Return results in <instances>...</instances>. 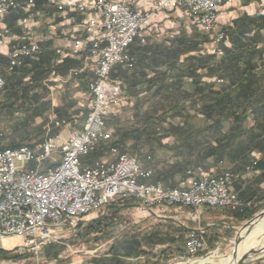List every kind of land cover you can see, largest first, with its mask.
<instances>
[{
  "label": "built area",
  "instance_id": "1",
  "mask_svg": "<svg viewBox=\"0 0 264 264\" xmlns=\"http://www.w3.org/2000/svg\"><path fill=\"white\" fill-rule=\"evenodd\" d=\"M228 0H146L145 8L133 9L129 0H91L79 11L92 18L84 30L88 39L75 41L72 55L89 53L94 65L95 80L90 85L91 100L82 129L51 135L48 129L44 142L34 148L22 146L0 150V250L11 245L6 240L19 239L20 254L40 256L42 249L55 242L58 233L76 231L89 214L105 209L121 199H134L138 212H150L159 206L193 210H241L243 203L233 190L235 174L225 169L219 175H198L186 171L187 179L179 188H167L154 181L155 172L143 168L135 158L112 147L108 160L85 166L82 159L101 143L113 140L106 121L119 105L123 87L111 79L116 66H134L130 47L138 40L146 43V29L160 14L181 10L202 33H211L222 7ZM32 4V2H30ZM18 8L16 0H0V41L9 33L2 29L5 18ZM59 9H62L59 7ZM224 38L220 34L216 43ZM40 52L35 43L15 46L8 54V69L13 71L24 58ZM60 53V52H58ZM5 81L0 72V93ZM61 124L56 123L59 127ZM61 157L56 159L55 156ZM50 160L52 167L42 168ZM28 165H32L30 168ZM247 175L253 172L246 168ZM194 222L198 216L191 214ZM186 256H196L205 248L199 232L189 231ZM10 250V249H9Z\"/></svg>",
  "mask_w": 264,
  "mask_h": 264
},
{
  "label": "trees",
  "instance_id": "2",
  "mask_svg": "<svg viewBox=\"0 0 264 264\" xmlns=\"http://www.w3.org/2000/svg\"><path fill=\"white\" fill-rule=\"evenodd\" d=\"M256 29L264 30V16L244 17L236 21L233 26L224 28L222 33L229 46H222L224 54L220 58L213 54L201 55L203 45L211 40L208 36H203L204 40L201 41L197 30H192L191 33L182 32L170 41L169 46L155 48L156 51L153 50L151 55L152 61L155 60L153 69L158 66L156 64L158 55L163 61L165 71L158 72L159 75L149 79L148 83L150 85L156 79L169 81L154 95L155 98L159 97L164 101L162 106L167 108V111L156 118L144 114L142 123L145 127L132 131L131 137L139 138L150 124L164 122L169 112L174 115L183 114V109L188 102L198 105L200 101H204L205 104L198 112L204 119V126L183 142L187 149L185 152L187 163L184 167L191 166L194 169L207 170L206 165L210 162L212 165L227 163L235 174L241 175L245 167L255 161V156L260 155L257 164L252 162L249 166H252L253 171L261 173L255 179L257 185L264 183V75L259 74L260 71L264 72V49L259 47L261 41ZM51 61L49 58H41L38 61L26 62L10 73L7 71V66L5 70L1 69L5 87L0 93V108L3 111L10 110L12 115L11 113L16 112L15 102L10 101L13 97L18 101L20 95L28 97L36 93L38 88L46 91L44 82H48L56 74H66L69 69L77 67L75 64L66 63L54 67ZM89 77L87 74L84 78ZM213 78H221L223 84L217 88L215 83L208 82ZM19 86H22L23 92L19 90ZM4 94L8 100L4 99L2 102L1 97ZM35 97H37L36 94ZM55 114L60 121H71L65 119L67 115L65 108L56 109ZM41 130L45 133L43 129ZM173 130L180 132L181 135L185 128L180 126L174 127ZM59 132L60 128L54 126L51 135ZM123 144L124 142L117 136L115 141L100 144L94 152L82 159V163L92 164L100 159L105 151H109L112 147L122 148ZM10 145L12 146L0 145V150L28 146L18 145L14 141ZM194 150L196 151L193 154ZM174 167L181 169L179 163ZM160 180L158 177L157 181ZM245 184L242 182V186L237 185L236 190L239 191L241 200L246 201L243 203H250L251 206L226 212V215L238 225L251 221L256 214L264 210V190L257 188L255 191H248L249 188H245L242 191L241 188ZM135 205L134 199H121L109 204L107 206L109 213L83 229L77 238L82 243H87L93 240L90 239L91 236L108 235L110 231L120 226L119 223H123L124 220L116 223L124 218L121 212ZM256 205L259 206L256 207ZM124 222V225L128 223L127 220ZM80 228L81 226L78 230H81ZM185 233L175 227L161 225L148 232L140 231L132 232V234L126 232L115 236L108 253L92 258L91 263L139 264L138 261L142 260V264H160V261L177 259L183 256L184 251L176 243H182ZM208 242L210 244L211 240L209 239ZM157 243L164 247L158 255L154 253V245ZM46 249L49 253L52 246ZM7 254L10 252L0 250V260H8ZM59 254L56 253L55 257L58 258Z\"/></svg>",
  "mask_w": 264,
  "mask_h": 264
},
{
  "label": "rangeland",
  "instance_id": "3",
  "mask_svg": "<svg viewBox=\"0 0 264 264\" xmlns=\"http://www.w3.org/2000/svg\"><path fill=\"white\" fill-rule=\"evenodd\" d=\"M155 19H153L151 23ZM192 28L191 30H197V35L199 36V39L201 41L204 40V38H202L203 36H208L211 40V42L203 45L204 48L201 51V55L213 54L217 58L223 56L224 49L222 48V46L227 41L225 40V35L222 41L216 43L217 37L220 34H223L222 31L215 32L213 29L211 33L207 34L202 33L199 27H197L196 25H194ZM146 45L147 37L146 43L141 46L145 47ZM24 59L21 62L20 66H18L17 68H20L25 64ZM7 71L9 73L13 72L9 71L8 65ZM208 82L215 83L217 88L223 84L221 78H213V80H208ZM43 86L49 87V82H44ZM68 86L69 84H64L66 90L62 94V96H59V93H57L58 90H53V87L50 86V90L46 89V91H44L42 90V88H38V90H36V93L34 92L28 97H26L25 95H20V100L18 101L15 100V97H13V99L10 101L15 102L16 112L11 113L12 115H10V110L3 111L0 108V145L11 147L12 145L10 144L12 143V141H14V143L18 145H28V147L34 148L35 145L42 143V141L47 137V130L49 129L51 133L52 128L54 126V124H51V120L54 119L52 104L53 102L57 103L58 101L59 104L60 101H63V105L66 103V101L71 104L74 103L75 107L73 111H75V113H81L80 118H75L73 122H65L66 124H64L63 127H59L60 132H62L63 136H66L68 132L79 130L83 124V117L84 114L87 113V108L83 109V107L80 106L77 101H75L74 97L76 89H69ZM22 89V86H19V90L23 92ZM35 94L37 95V97H35ZM1 99L2 102H4V99L8 100V97L4 94ZM163 102L164 101H162L159 97L158 99H156L153 95L149 99V104L147 106L141 105V108L146 109L145 111H136L133 113L132 111L123 107L121 108L120 112L116 114V108L119 106L118 105L114 109V112L111 117L108 118L106 121L107 129L110 132H113L116 137L118 136L119 140H122L124 142L121 148V152L127 154L129 157L135 158L143 168H154V157L156 152L158 153V157L161 160L162 164L166 165H169L167 164V162L171 161V159L167 160V157H172L173 159L177 158L178 156L185 157V152H187V149L184 147V140L190 138L191 135L195 133L197 129L202 128L204 126V119L202 116L199 115L198 112L203 107L205 102L200 101L198 105H194L191 102H188L186 103L185 109H183V114L174 115L169 112L164 122L157 123L153 121L155 122V124H150V127L144 131L141 137L132 138V131H134L135 129H143L145 127V125L142 123V120L144 119V114H149L156 118L157 116H160L165 111H167V108H163L162 106ZM84 110H86V112ZM67 124H69V126L65 127ZM180 126H184L185 128V131L181 133V135L180 132H176L173 130L174 127ZM113 128L115 129V131L113 130ZM40 129H43L45 133L42 132V130L40 131ZM196 150L193 151V154ZM104 156H106V154ZM55 157L56 159L61 158L58 155ZM108 159L109 157H106V159L104 160ZM177 162L178 160H174L173 163L177 164ZM210 163L213 168H219V170L229 168L227 163H213V165L212 162ZM28 166L30 168H33L32 165ZM51 166L52 164L50 160H47L46 162L42 163V168H48ZM186 167L193 168L191 166ZM211 211H214L215 215L219 213L226 214L227 212L226 209L208 210L207 208H205L201 211H196L193 209L188 210L187 208L159 206L150 212L148 211L144 213L138 212L135 205L132 208L122 211L121 215H123L124 218L116 222L119 223L122 220H127L128 223L124 225L125 222L123 221V223H119V227L115 228L114 231H110L108 235L103 234L101 236H91L90 239H93L91 240V242L82 243L77 238V235L79 233H82L83 229L87 228L99 217L108 214L109 210L106 207L105 209L96 211L83 218V220L79 224V226H81V230H78V227L74 232L70 230H64L60 232V234L58 233L59 238L52 244L45 246L42 249V252L40 253L38 259L32 257L28 253L20 254L19 249L15 246L19 245L20 243V241L17 240L13 245H11V247H9L10 250H5V252H10V254H7L6 256L8 260H0V264H92L91 261L93 257L108 253L115 236L121 235L126 232L127 234H132V232L139 233L140 231L148 232L150 230L152 231L159 225L165 227L172 226L183 231H185V229L187 228L189 229L185 231L187 232V237L189 231L199 232L202 235L204 241L207 232L205 230L206 224L203 222V218L206 212ZM263 212L264 210L256 214L254 216V219H256ZM191 214H195L198 216L196 222L192 220L194 217ZM220 223H226V228H218L220 229V231H217V234L220 236V238H218L217 235H214L215 237H212L210 236V234L209 236L207 234L206 238L208 237L207 239H210L211 243L208 244V241L205 238V248L203 249V251H200V253H198L196 256L183 255L180 258H175L170 261H160V264H193L194 262L204 258H213L214 264H220L227 260L231 255L233 256L235 241L240 232L242 231L243 227L248 222L238 225L234 220L229 221L228 218H226L224 220H221V222L217 224L218 227L222 225ZM247 240L245 239L243 240V242ZM48 246H52L51 252L49 253H47L46 249ZM154 246V253L156 252V254L158 255L162 248L158 243ZM263 247V231L253 235V241L246 245V248H248L247 250L252 248L262 249ZM236 249L237 254L238 247ZM185 252L186 250L183 253ZM56 253H60L58 258L55 257ZM251 257L252 258L249 259L245 264H257L259 261H261V259H264V253L262 255H253ZM141 261L142 260L138 261V263L142 264Z\"/></svg>",
  "mask_w": 264,
  "mask_h": 264
},
{
  "label": "crops",
  "instance_id": "4",
  "mask_svg": "<svg viewBox=\"0 0 264 264\" xmlns=\"http://www.w3.org/2000/svg\"><path fill=\"white\" fill-rule=\"evenodd\" d=\"M87 1L91 0H16L18 8L13 10L6 17L2 25V29H7L9 33L6 35L5 39L0 42V72L1 69H6V66L8 65V54L11 52L13 47L31 42L35 43L39 46L40 52L33 57L24 59V63L38 61L41 58H49L52 60L51 63L54 67L61 66L63 63L68 65L75 64L77 67L69 69L66 74H56L52 76L50 80H48L49 87L46 88L49 89L51 88L50 86H52V89L58 90L57 93H59V96H62L66 90L64 84H69V89H76L74 97L75 101H77L83 109L87 108L92 98L90 85L95 80L94 65L89 53L84 52L80 55L74 56L69 52L75 41L91 37L90 33H87L84 30V26L87 20L89 21L92 16L83 15L79 11V7ZM145 1L146 0H129V3L133 9L142 10L145 7ZM30 2H32V4H30ZM59 7L62 9H59ZM258 15L264 16V0H228V2L221 9V14L214 31L221 32L224 28L233 26V24L241 18L257 17ZM193 26L191 18L187 14L178 10L171 14H160L157 19L150 24L145 31L147 45L143 47L137 40L129 49V54L135 59L134 66L131 69H125L123 66L118 65L114 68L111 75V79L115 82L121 83L123 87V94L120 104L116 108V114H118L123 107L133 113L136 111L146 110L145 108H141V105L147 106L151 96L155 95V92L158 89L162 86L164 87V85L169 82L168 80L160 81L156 79L155 82L149 85V79H152L155 75H159L158 72L165 71L163 61L158 55L156 56V64L158 66L153 69V62H155V60L152 61V51H156L155 48L159 49L161 47L169 46L171 43L170 41L182 32L191 33V28ZM256 32H259L260 35L259 40L261 41V44L259 47L264 49V30L256 29ZM224 46H229L228 41L225 42ZM87 74L90 77L84 78ZM259 74L262 76L264 75V72L260 71ZM156 99L158 98L156 97ZM62 102L63 101H60L59 104L58 101L57 103L53 102L52 104L54 119L51 120V124H54L55 128L63 127L64 124H66L65 120H62L61 122L58 120L55 114V111L58 108L66 109L67 115L65 116V119L71 120L70 122H73L75 118L81 117L80 112L75 113V111H73L75 107L74 103L71 104L66 101L63 105ZM84 111L86 112V110ZM86 115L87 113L84 114L83 124L80 129H82L84 125ZM56 123H60L61 125L57 127ZM68 126L69 124L65 127ZM113 130L115 131L114 128ZM115 139H117V137L113 133L112 141H115ZM119 150L121 151V147H119ZM109 151H105L104 153L106 156H104V154L98 160H104L106 157H109L107 156ZM154 158V168L148 167L146 169H152L156 172L154 181H157V178L160 177L162 181L160 180L158 182H161L165 187L171 189H174V187H180V181L182 179H187L185 175L186 171L191 170L198 176L208 174L219 175L225 170L213 168L210 165L211 163L206 165L207 170L194 169L186 166L184 167L187 163V157L178 156L175 159L167 157V160L171 159V161L167 162L169 165L162 164L157 152ZM259 158L260 155H256L254 159L255 161L252 162H255L254 164L256 165ZM174 160H178L177 163L181 165V169L174 167ZM251 163L249 165H251ZM92 164L83 165L88 166ZM249 165L245 167L244 172L240 173L241 175L234 173L235 179L232 188L238 195L239 191L236 190V187L237 185L242 186V182L246 183L243 185V188H241L242 191L245 190V188H249L248 191H255L257 188L259 190H264V183L257 185V182L255 181V179H257L261 174L259 171H253L251 174L247 175L246 168ZM48 168L43 169L47 170ZM228 169H230V167ZM250 183L252 184L250 185ZM241 201L246 202L245 200ZM259 205H256V207ZM207 209L210 210V208ZM226 218H228L229 221H233V219L226 216L225 213L215 215L214 211L206 212L203 222L206 224L205 230L208 236L209 234L212 237L217 235V237L220 238L217 234V231H220L218 228H226V223H220L222 224L220 227H218L217 224ZM186 230L189 229L186 228L185 231ZM205 238L204 241L208 237L206 239ZM17 240L19 239L6 240L5 243L13 245ZM186 243L187 232L185 233L182 243H176V245L180 246V248L185 251ZM207 243L209 244V242ZM161 248L163 249L164 247L161 246ZM99 256L102 255H98L93 258H97ZM257 264H264V259H261V261Z\"/></svg>",
  "mask_w": 264,
  "mask_h": 264
},
{
  "label": "bare ground",
  "instance_id": "5",
  "mask_svg": "<svg viewBox=\"0 0 264 264\" xmlns=\"http://www.w3.org/2000/svg\"><path fill=\"white\" fill-rule=\"evenodd\" d=\"M261 231L264 232V217L262 219H259L258 221H256L254 224H252L250 230H244L240 233L243 240H245V239L246 240L248 239V240L245 242H243V240H242L241 244L238 246V251H237L236 257H233L231 255L227 260H225L224 262H222L220 264H236L237 261L247 253L248 248H246V245L253 241V235L258 234ZM262 249L264 250V247ZM177 264H181V263H177ZM193 264H214V260H213V258H204V259H201V260L194 262Z\"/></svg>",
  "mask_w": 264,
  "mask_h": 264
},
{
  "label": "water",
  "instance_id": "6",
  "mask_svg": "<svg viewBox=\"0 0 264 264\" xmlns=\"http://www.w3.org/2000/svg\"><path fill=\"white\" fill-rule=\"evenodd\" d=\"M263 217H264V212L261 213L256 219L253 218L251 221H249L243 227L242 231H244V230H250L252 224H254L259 219H262ZM242 240H243L242 239V236H241V234H239L238 237H237V239H236V241H235V247H234V251H233V257H236V248L241 244ZM263 253H264V250L263 249H257V248L249 249L247 251V253L237 261L236 264H245L249 259H251V256H253V255H257L258 256V255H261Z\"/></svg>",
  "mask_w": 264,
  "mask_h": 264
}]
</instances>
